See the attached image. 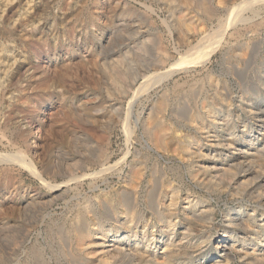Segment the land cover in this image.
Masks as SVG:
<instances>
[{"label":"rangeland","instance_id":"374dc122","mask_svg":"<svg viewBox=\"0 0 264 264\" xmlns=\"http://www.w3.org/2000/svg\"><path fill=\"white\" fill-rule=\"evenodd\" d=\"M27 1L30 4L33 0H13L7 8L2 6V0L0 1L3 9L1 10L0 6V45L6 46L7 52L14 54L13 57L15 56L13 62L11 61L12 65L9 71L0 76L1 87L4 83L2 89L0 88V223L9 218L8 220L14 221V224H19L22 220L24 226L32 221V223L38 224L36 221L47 211L53 212L55 219H62L69 214L67 212L70 211L68 209L70 206L66 203V199L73 193L78 195V198L75 197L71 206L82 208L80 211H83L84 205L88 204V201L84 203L82 195L88 193L93 197L92 200L96 199L95 194L89 191L91 179L84 180L85 186L83 184V187L73 180L68 183L70 194L60 198L52 206L45 207L46 210L41 208L40 204H33L28 210H24L20 204L22 200L28 201L29 198V201L32 202L35 199H46L47 186L35 178L27 167V169L24 168L25 165L22 161L32 162L36 169L43 170L44 177L48 181L63 183L71 177L75 169L79 170L76 165L71 164L72 166H70L69 162H73L71 160L73 158L81 159L87 154L104 155L106 153L105 155H111L110 162L115 163L121 161L126 154L130 155L129 152L136 151L143 156H150L149 165L152 167L154 159L164 153V157L160 160V167L163 165L169 167L167 174H164L165 176L158 174L152 177L154 185L151 186L150 195L146 201L142 200L144 205L155 203L157 198L163 199L170 196L174 188L180 190V194L183 196L188 192L196 196L199 199L197 205L200 209L203 208L201 205L207 203L205 200H209L213 207V211H211L213 214L211 216L212 224L205 226H202L201 223L193 224L192 232L187 236L196 244L199 243L198 245L202 240L208 241L209 245H212L209 252L215 251L219 244V236L224 228V217L229 213L237 212L240 205L244 206L245 204L246 207L248 204L246 208L250 209V207L258 205V202L248 196L242 198L244 201L239 196L231 198L229 193L220 187V189L216 187V190L210 188L208 182L203 183L200 180L203 171L199 167L198 153L195 152L191 157L192 162H188L181 155L186 153L188 147H197L198 145L195 141L198 135L189 127L191 125L189 120L206 116L209 110L206 108L221 109V105L224 103L222 98L226 92L224 89L226 78L233 79L231 85L235 95L239 94L242 89L247 90L246 95H250L255 90L254 87L258 80L257 71L260 69L258 65L261 67L262 63L260 62L264 60V24L261 27L262 30L260 29V32L255 34L256 36H253L252 33L245 36L241 32L245 31L243 22L237 21L236 27H233L237 28L238 34H240L234 33L231 37L228 34L229 37L216 50L210 63L205 65L206 67L200 63L193 68L187 75L188 77L180 73L175 75L173 80L167 82L166 86L164 84L162 87L160 85L154 89L139 92L136 89L142 83L141 75L144 72H156L158 65L156 62L160 63L164 52L173 54L175 59L173 58L171 62L189 55V45L178 44L180 31L186 32L188 29L185 24L180 23V17L188 14L189 21L193 20L192 24H202L201 30L197 25L191 38V46L200 44L199 41L206 33L213 34L220 18L227 19L229 13L218 3V0H34L33 8L30 7L29 10H26L29 5ZM123 1L127 3L125 4ZM202 1L210 6L211 12L216 14L212 20L207 19L206 14L199 8ZM237 1L239 2V0H229L228 6L235 7ZM239 9L241 8L239 7ZM248 9L246 8L243 12L250 15ZM10 26H14L17 33L4 35L2 32ZM255 44L258 46L255 47ZM245 59L247 61L249 59L250 63L253 60V63L251 65L248 62V65L244 64ZM233 65L241 69H238L241 72L237 70L238 74L235 77L231 74ZM245 65L247 66L245 67ZM210 71L215 74L214 77L219 81V86L210 81L208 77ZM244 74L246 79H244ZM136 75L140 76L132 84V79ZM243 81L245 86L247 84L246 89L242 84ZM3 88L8 90L5 91ZM166 90L168 92L166 95L170 98V111L167 113L165 122L169 125L172 124L171 127L174 130H179V138L173 137L170 149L163 151L162 148L156 146L152 134H150L155 128L153 126L161 121L160 116L154 110L155 116L153 117L154 114H152L147 119L148 121H145L144 115L152 107L150 103L156 101L157 97L161 98ZM134 96L136 102L130 107L129 101ZM260 100L264 103V92ZM172 109L176 111L173 113ZM224 110L222 112L221 109L220 114L223 115ZM150 119L153 126L149 123ZM152 128L153 130H151ZM223 132L225 131L222 130ZM204 144H207L206 140ZM7 157H11L12 161ZM131 158L132 155H130ZM263 160L264 158L251 159L249 165L264 171ZM69 167H72L74 171ZM244 168L239 165L236 166L235 171L243 172L241 170ZM251 177L253 176H248V179L251 180ZM221 178L213 180L218 184L219 181L222 183ZM122 181L119 176L113 175L109 178V185L103 184V189H122ZM144 193H147L146 189ZM260 206L258 205V207ZM76 210L78 211V209ZM38 211H42V214ZM36 213L39 215L37 216ZM179 214V218L184 221L183 212ZM148 215H151L150 211ZM157 224L156 222V226ZM10 227L0 230V242L2 241L1 237L5 238L6 235V239L7 237L8 239L13 237V240L18 238L21 228ZM178 227L181 231L183 224H178ZM17 228L20 230L17 231ZM30 228L33 232L30 233L28 244L25 245H31V242H34L39 234L38 226ZM65 234V247L70 243L75 247L77 245L76 234L68 232ZM241 234L247 236L249 241L254 243L252 238L262 233ZM67 238L71 240L68 241ZM40 239L46 245L41 236ZM187 256L180 254L175 262L197 264V258L201 257L199 255L191 257V259ZM235 264L242 263L237 260Z\"/></svg>","mask_w":264,"mask_h":264},{"label":"bare ground","instance_id":"6f19581e","mask_svg":"<svg viewBox=\"0 0 264 264\" xmlns=\"http://www.w3.org/2000/svg\"><path fill=\"white\" fill-rule=\"evenodd\" d=\"M12 1L13 0H2L1 3L2 6L4 5L7 8V6L9 7V4H12ZM32 2H34V0ZM32 2L29 4V2L27 1V4L29 5L26 10H29L30 7L33 8L34 3ZM228 2L229 0H218V3L223 6L229 13L227 19L218 18L219 23L217 22L218 26L216 25L217 28L214 29V33H206L205 36L201 38V41H199L200 44L195 46H191V38L193 37L195 30L197 29V25L200 26L201 30L202 24H192L193 20L189 21L188 14H184L182 17H180V23H182L183 25L185 24L188 29L186 32H183V30L180 31L181 35L178 36V44L189 45V55L187 54L171 62V60L174 58V56H172L173 54H165V52L164 54L162 53L163 59L161 58V61L157 59L160 61V63H162L160 64L157 63L158 61L156 62V65L158 64L156 66L157 71H153V73L144 72V74L141 75L144 80L142 79V83L136 89V91H148L149 89H154V87L156 86L161 85L162 87L164 86V84L166 86L167 82L174 78L175 75L183 73L187 76L190 74L193 68L200 63L204 66L208 62L210 63L213 54L229 37L228 34L230 35V37L232 34L234 35V33L238 34V29L235 28V23H237V21L239 20L244 24L243 28L245 29V31L241 32L244 33L245 36L251 33L254 36L255 34H258V32H260V29L264 24V15H262L264 12V0H242L241 2L239 0L240 3L237 1L238 4L236 3V6L234 5L235 7L233 8H230V6H228ZM124 3L126 4L127 2ZM233 4L231 5V7L233 6ZM2 6L1 10H3ZM239 7L241 9H239ZM199 8H201L202 11L206 14L207 19L212 20L216 15L215 13L210 11V6L204 2L199 6ZM246 8L250 11V15H247L245 14V12H243L244 10H246ZM230 27H232L233 29L231 28V30ZM6 29V31L3 29L4 32L2 33L4 35L12 34L13 32L17 33V30L16 28H14V26H10V28ZM256 46H258V44H255V47ZM7 49L8 48H6V46L0 47V76H2V74L5 75L9 71L12 65L11 61L15 58V56L13 57L14 54L12 55V53L7 52ZM246 59L243 61L244 64H247V62L249 61V59L248 61ZM248 63L251 65V63H253V60L251 61V63ZM260 63H262V65L261 67L258 65L260 69L258 68L259 70L257 71L258 80L256 81V86L254 84L255 90H253L250 95H246L247 90L243 89L239 94L235 95L236 93L234 94L233 87L231 85L233 79H228L229 77L225 79L226 84L224 89L226 92L224 98H222L224 103L221 105L222 112L225 108L224 114H220L221 109L219 108H206L209 109L206 116H202L200 119L194 118L193 120L192 118L191 121L189 120V122H191V125L189 127L198 135L197 140L194 139L198 145L197 147H188L184 155L179 154L183 156V158L188 162H192V160H190L191 157H193L195 152L198 153L200 157L198 160V163L200 164L199 167L200 170L202 169L203 171V175L201 176L200 180L203 183L208 182L207 184H209L210 188L216 190V187H220L227 193H229V196L231 198L239 196V198L242 199L248 196L251 199H256L258 205H261L260 207H258V205L253 206V208L250 207V209L249 207L248 209L246 208L248 204L246 205V207L245 204L244 206L240 205L237 212L227 214V216L224 217V228L222 229V232L219 236V244L216 246L215 251L209 252L212 245H209L208 241L202 240L200 245H198L199 243L196 244L187 236L192 232L191 228L193 224L199 225L201 223L202 226H205L211 223V216L213 215L211 214V211H213V207L210 204L209 200H205V202L207 203L201 205L203 208L201 207L202 209H200V207H198L197 205L199 199L196 196H193V194L189 192L185 193L183 196L182 194H180V190L174 188L170 196H167L163 199L157 198V201L155 203L153 202L154 204L152 203L148 206H145L144 202L150 195L151 186L154 185L152 184V177L158 174H167V169L169 167L165 165L160 167V160L164 157L163 152V154L158 153L159 156L154 159V165L151 167L149 165V162L151 161L150 156H143L141 154H138L136 151H132L129 152L131 153L130 155H132L131 159L130 155L126 154L121 159V161H117L115 163L110 162L111 155H105L106 153L104 155L87 154L89 156L86 155V157L84 156L81 159L73 158L74 160L71 159L73 162H69L70 166L76 165L78 166L77 168H79V170L75 169V171L77 170L75 172L72 167H69L72 168L74 172L71 174V177L68 176V180L63 181V183H52L48 181L44 177L42 169V171L38 170V168L36 169L35 166L32 165V162L28 163L26 161H22L23 165H25L24 168L27 167L31 171V174L35 176V178H37L44 186H47V192L45 193L46 199H35L32 202L29 201V198L28 201L22 200V203L20 204H22L21 207H23L24 210H28L33 204H40L41 208L43 209H45V207L47 206H52L53 203L57 202L60 198H63L64 196H67V194H70V187L68 186V183L73 180L75 181V183H79V185L82 186L84 184V180L91 179V181L89 180V191L95 194L94 197L96 199L92 200L93 197L89 196L90 194L88 195V193L84 195H82L81 193L84 203L88 201V204L84 205V207L81 204L84 211L83 214V211H80L82 210V208L71 206L72 202L74 203L75 197L77 196L78 198V195H75L73 193V195L71 194L67 196L68 198L66 199V203H68V205L70 206V208H68L70 209V211L67 212L69 214H67L62 219H55L53 212L51 213L47 211L42 214V211H38L42 214L39 220L36 221V223L38 222V224H34L32 223V221L31 223H28L26 224V226H24L23 220L19 224H14V221L11 222L8 220L9 218L7 219V221L1 222L0 230L8 229L10 226L20 227L21 230L17 228V231L20 230V235L17 239L14 238L15 240H13L12 236V239L9 238L12 241L9 240L8 237L6 239V233L5 238H3V236L1 237L2 241L0 242V264H179L180 262L176 263L175 259L180 257V254H186L189 258L201 255L200 258H197V264H235L237 260L241 261L242 264L264 263V171L258 170L255 167L249 165V161H251V159L264 158V103H262L260 100V97L264 92V60ZM247 65H245V67ZM238 69V66L236 67L235 65L234 67L233 65V68L231 70V74H233L232 76L235 77L236 74H238ZM239 70L238 72H241ZM139 76L140 75H136L132 79V84L137 80V78H139ZM214 76L215 74L211 73V71L208 73L210 81L218 85L219 81H217ZM244 79H246V75ZM239 83L241 84V82ZM1 84L2 83L0 80V88L2 89L4 83L2 87ZM242 84L246 89L247 84L245 86L244 81ZM3 89L5 90V88ZM167 93L168 92L166 90L161 98L157 97V100H154L155 102L152 101V103L154 102L153 104L150 103L152 107L144 115V117L146 118L145 121L150 118L152 114H154L153 117L155 116V113L153 112L154 110L155 112L157 111L158 115L160 116L161 121H157L158 123L155 126H153L154 124H152L151 119L149 123L152 124L153 127H155L154 130L153 128L151 129L153 130V133H150L152 134L151 136L153 138V141L156 146L162 148L163 151L170 149V144L173 141V137L179 138V130H174L173 127H171L172 124L169 125L165 122V120L167 119V113L170 111V98L168 95H166ZM134 102H136L135 96L129 101L130 107L133 106ZM172 111L174 113L176 110L172 109ZM222 130H224L225 132L222 133ZM205 140L207 144H204ZM7 159L12 161L11 157H7ZM239 165L245 167L243 170H241L243 172L235 171L236 166ZM86 171L91 172L87 173ZM113 175H117L123 180V186H121L122 189H103V184L109 185V178ZM251 175L253 177H251L252 179L249 180L248 176ZM218 178H221L222 183L219 181V183L217 184L216 181L213 180ZM71 187L73 189V186ZM145 189L147 190V193L143 194ZM77 192L79 193V191ZM142 200H144V202ZM76 209H78V211ZM30 210L32 211V209ZM75 211L77 212L74 213ZM149 211L151 212V215H148ZM181 212H183V219L185 218L186 222L185 220L183 221L181 218H179V213ZM156 222L158 223L157 226ZM178 224H183V228L181 229V231H179ZM31 226H38L39 232H37L39 234L37 238L35 236L36 240L34 242H31V245H25L28 241L30 233L33 232L30 228ZM67 232L70 234H76L77 245L75 247H73L71 243L70 245L65 247L66 240L64 239V234ZM247 232L262 234L256 235V237L252 238L254 243H251L247 236L241 234ZM2 235H4V232H2ZM40 236L45 240L46 245H44L42 239H40ZM67 240L70 241L71 239L69 240L67 238ZM23 245L25 246L23 247Z\"/></svg>","mask_w":264,"mask_h":264}]
</instances>
